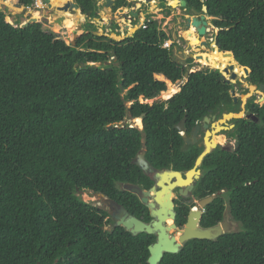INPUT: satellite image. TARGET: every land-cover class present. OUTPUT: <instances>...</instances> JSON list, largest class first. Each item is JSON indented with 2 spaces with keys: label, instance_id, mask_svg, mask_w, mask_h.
Masks as SVG:
<instances>
[{
  "label": "trees",
  "instance_id": "1",
  "mask_svg": "<svg viewBox=\"0 0 264 264\" xmlns=\"http://www.w3.org/2000/svg\"><path fill=\"white\" fill-rule=\"evenodd\" d=\"M16 1L25 9L36 4ZM16 1L0 5L20 11ZM57 1L49 0L47 9L63 18L60 30L72 41L84 19L75 20L74 9L58 15L71 0L59 6ZM74 1L83 16L99 19L97 0ZM178 1L186 2L188 15L207 7L219 29L220 52L232 54L248 72L247 83L264 85V0ZM133 6L117 0L113 13ZM165 9L169 17L171 8ZM31 16L27 23L41 21ZM96 31L89 24L76 46H68L41 23H8L0 10V264H54L70 240L104 237L101 218L81 193L116 198L119 184L145 175L134 164L144 148L158 170H192L203 149L186 145L176 129L184 117L189 134L211 113L221 119L242 112L240 99L235 103L231 96L239 84L223 79L224 66L185 78L199 64H180L163 48L171 36L158 21L148 20L120 42ZM220 52L216 48L204 60L217 66L219 56L227 57ZM185 80L181 90L174 85ZM161 95L168 101L149 103ZM256 101L246 109L258 122L234 120L228 133L238 147L218 148L202 164L203 173L215 178L210 190L225 189L235 218L248 226L251 264L264 262V105ZM127 120L143 129L122 128Z\"/></svg>",
  "mask_w": 264,
  "mask_h": 264
},
{
  "label": "flooded vegetation",
  "instance_id": "2",
  "mask_svg": "<svg viewBox=\"0 0 264 264\" xmlns=\"http://www.w3.org/2000/svg\"><path fill=\"white\" fill-rule=\"evenodd\" d=\"M111 11L116 16L117 12L113 13V7ZM186 15L189 17L190 14L186 12ZM188 34L193 35V31ZM194 38L196 37H191L192 42ZM197 38L208 43L206 48L211 47L213 40L208 42L202 41L203 37ZM193 43L200 46L199 41ZM212 54H199L195 60L201 66L209 65L211 63L204 58L206 55L211 57ZM227 57L219 56L218 65L212 64L213 69H219L221 66L227 69L228 65L231 66L232 63ZM235 66L237 67V64ZM233 84L236 85V82ZM249 85L248 83V89ZM261 86H257L254 94L261 91ZM252 98L254 96L248 99L244 109L240 99L242 111L245 112L244 119L250 115L257 119L256 115L249 114L246 109ZM208 117L211 119L209 129L214 132L212 124L221 119L213 113ZM203 121L189 134L185 130L183 138L193 141V131L199 126L197 143L186 145L198 146L204 152L207 131ZM233 121L226 123V127L222 126L229 128L228 132L223 130L224 134L235 128ZM231 127L234 128L230 129ZM223 131L211 139L220 142L224 136ZM209 139L208 136V141ZM226 140L232 139L227 136ZM233 141L234 145L227 141L229 145L227 148L218 143V148L232 151L238 147L237 139ZM155 169L159 172L175 171ZM198 170L201 172L199 177L194 174L187 176L188 171H180L181 176L143 175L128 183L119 184V195L113 199L102 194L81 193V198L82 194H87L91 198V202H85L83 198L82 200L101 218L104 237L70 240L66 249L61 248L63 258L56 259L54 264H251L252 240L247 236L249 234L247 224L235 218L228 192L225 189L211 191V187L215 185V178L205 175L202 166ZM216 187L214 186V189ZM139 225L143 226V231L139 230Z\"/></svg>",
  "mask_w": 264,
  "mask_h": 264
},
{
  "label": "rangeland",
  "instance_id": "3",
  "mask_svg": "<svg viewBox=\"0 0 264 264\" xmlns=\"http://www.w3.org/2000/svg\"><path fill=\"white\" fill-rule=\"evenodd\" d=\"M39 0H36V4L33 8L31 9H27V14L24 15L22 14V10L17 11L14 8L9 7L6 4H1L0 5V10L2 12H4L7 15V22L10 24L15 25L16 23H19L21 26L26 24L27 21L32 17L31 15L34 16H41V21L40 23L43 26V30L46 33L49 34H53L57 37L58 40H62L66 43V45L68 46H72L74 41H77L76 36H79V38H81L85 33L86 30L88 28L89 24L94 25L97 28L96 33H98V36H106L109 37L113 40L116 41H122L128 37H131L135 34L136 30L142 25V21H144V18H146V20H153L156 18V21H158L161 24L162 29L166 28L167 30L171 27L170 31H168L169 33H171L172 36V40L173 41H177L180 43V45H175L173 52V57L174 59L183 65L187 66V61L192 59L194 61L195 58L197 56L204 54H212L214 52V48L213 45H211L210 48H206V47H200L199 45H196L195 43L192 42L191 37H197L196 35H189V37L186 36V38H183L182 35L183 33H185L184 35H188L189 30H186V19H187V15H186V11L183 10L180 5L178 4V0H173L175 3V5H171L170 4V0H152L151 2H147L148 0H134L131 2L132 5H134L132 7V10H125L124 13L128 18H133V20L135 19L136 23L133 21L132 25L131 24V20L126 19L121 17V14H118V16H115V19H111L110 16V10H108V15L104 12L103 8L105 7V5L107 4V0H99L98 2V6L100 8L99 10V19H92V18H87V16H83L80 17L77 13V11H75L74 13V19H84L82 23L79 24V27L77 29V31L74 33L75 35H73V39L72 41H68L66 36L69 34V32H67L66 30H60L62 25L56 24L55 21L58 20V17H56V11L55 10H50V9H38L37 8V2ZM46 5V4H44ZM170 7L171 8V15L169 17H166V10L165 8ZM164 7V8H163ZM160 9H164L165 11H161ZM133 13H137L142 17V21L139 19V17H135L133 15ZM131 15V17H130ZM135 17V18H134ZM158 19V20H157ZM208 22L210 24V33L207 34V36L203 37L202 41H212L211 44H214L213 42H215V38H216V34H217V29L214 28L213 26V19L212 18H207ZM46 20V21H45ZM99 20V21H98ZM53 21V23L51 22ZM115 22V23H114ZM118 24V26L116 25ZM137 25V26H136ZM111 30L113 32H111ZM119 39V40H118ZM178 46V47H177ZM206 48V49H205ZM100 66V65H98ZM214 66L212 64L209 65H196L194 68L190 69V71L192 72H198V71H202V70H206V69H210V70H216L213 69ZM229 68V65H228ZM235 72L238 75V80L236 81V93L238 94L239 97H241V94L239 93V89H244L247 90L248 89V83L245 81V77H244V73L242 72V75H240V71H237V67L235 68ZM157 79V78H156ZM158 81H161L159 79H157ZM168 81V80H167ZM163 82V81H161ZM186 80L184 82H178L177 84H174L176 87H178L179 89L182 87L183 83H185ZM165 83V82H164ZM235 83V82H233ZM167 86V90H168V84L169 82L165 83ZM171 84V83H170ZM241 84V85H240ZM249 94H253V91H255L254 89H248ZM248 96V95H247ZM253 96H257L256 100H257V104L259 105H263L264 102L261 100L263 99L262 94L258 93V94H253ZM141 102H143L141 100ZM154 101L149 102L151 105ZM142 121V120H141ZM128 125H130L131 128L135 127L138 128L140 130L143 129V126H137L135 124V120L132 121H128ZM227 123L229 124L230 122L227 121ZM221 126H225V124H221ZM228 128V127H227ZM223 131V130H221ZM219 131V132H221ZM218 132V133H219ZM228 132V131H226ZM218 133L214 134V136H216ZM224 136H222L223 138H221V141L218 143H221L223 146H225L226 148L229 147L227 141H230V143H232L234 145V141L233 140H226V137L228 136V134H224V131L222 132ZM210 138V136H209ZM232 145V147H233ZM82 198L85 202H91V198L86 194H82Z\"/></svg>",
  "mask_w": 264,
  "mask_h": 264
},
{
  "label": "water",
  "instance_id": "4",
  "mask_svg": "<svg viewBox=\"0 0 264 264\" xmlns=\"http://www.w3.org/2000/svg\"><path fill=\"white\" fill-rule=\"evenodd\" d=\"M16 1V0H15ZM132 1H134V0H129V3H131ZM152 0H148L147 2H151ZM170 1H172V0H170ZM44 3L47 5V4H49V0H45L44 1ZM114 4H115V0H107V4H106V6L104 7V12L108 15V8H109V10H110V14H111V16H110V18L111 19H115V16L112 14V11H111V8L114 6ZM178 4L180 5V7L181 8H186V6H187V4H186V2L185 1H180V2H178ZM16 6L17 7H19V9H21L22 10V14H24V15H26L27 14V10L25 9V8H23V6L22 5H20L17 1H16ZM79 10L80 11V9H79V7L77 6V4L75 3V1L74 0H71V3L70 4H67V6L66 7H64V8H59L58 10H63V11H68V10ZM126 9L125 8H122V9H120L117 13H116V16H118V14H122V17L123 18H126V19H129V20H131V22H133V19L132 18H128L126 15H125V13H124V11H125ZM80 13H81V11H80ZM207 14H208V9H207V7H204L203 8V11L202 12H198V11H196V10H192V15L193 16H190V17H188L187 18V20H186V29L187 30H192V29H195V35L196 36H199V37H205V36H207V28L208 27H210V24H209V22H208V16H207ZM81 15H82V13H81ZM133 15L134 16H139L137 13H133ZM92 17V13H88V15H87V18H91ZM46 21V20H45ZM36 23H40V22H38L37 20H33V21H29L28 23H26V24H24V25H22V28H27L28 26H30L31 24H36ZM55 23L56 24H59V25H62L63 24V18H58V20L57 21H55ZM215 28V27H214ZM215 29H217V28H215ZM137 31V30H136ZM112 32V31H111ZM136 33V32H135ZM218 33H219V29H217V34H216V37H217V35H218ZM95 35L96 36H98L99 34L98 33H95ZM189 35V34H188ZM76 38H77V40L79 39V36H76ZM194 41H199V44H200V46H203V47H207L208 46V43L207 42H201L197 37L196 38H194L193 39V42ZM214 44H211V45H215L216 46V48L218 49V51L220 52V50H219V48H218V45H217V42L215 41V42H213ZM73 45L72 46H76V41H74L73 43H72ZM220 53H222V52H220ZM222 54H224V55H227V56H229V57H232L233 59H234V57H233V55L232 54H229V53H222ZM234 61H235V59H234ZM236 62V61H235ZM111 63H106V65H110ZM236 64H237V62H236ZM86 65H83V67H85ZM235 68H236V66L235 65H231V66H229V68H227V69H225V70H223V71H221V73H222V75H223V79L224 80H226V82L228 83V84H232L233 82H236L239 78H238V75H237V73L235 72ZM239 68L242 70V72L243 73H245L246 75H248V72L245 70V69H242L240 66H239ZM216 70H218V69H216ZM192 73H195V72H192V71H190V70H188V72L186 73V75H185V78L187 79L189 76H190V74H192ZM165 78V77H164ZM249 88L252 90V89H254V90H257V86H255V85H253V84H250L249 85ZM122 91H124L123 89H122ZM255 93V91H253V94ZM260 94H262V96H264V85H262L261 86V91L259 92ZM163 94V93H162ZM253 94L251 95V94H248V96L247 95H241V97L239 98L238 96H237V93H236V91H232L231 92V96H232V98H233V100H234V102L235 103H237L238 101H239V99H241L242 100V102H243V109H244V105L247 103V101H248V99L249 98H251L252 96H253ZM263 102H264V98L263 99H261ZM165 101H167V100H165V99H163L162 98V95L160 96V97H158L157 99H155L154 100V102H156V103H162V102H165ZM154 102L152 103V104H154ZM245 118V112L244 111H242L241 113H239V114H234V113H230V114H225L224 116H223V119L222 120H220L219 122H217V123H213L212 124V128L214 129V132H212V131H210V125H211V119L209 118V117H206L205 119H204V123H205V130L207 131L206 132V136H205V151L201 154V156L198 158V160H197V162H196V164H195V167L192 169V170H190V171H188L187 172V176H190V175H192L193 176V174H194V176H196V177H199L200 176V174H201V172L198 170L201 166H202V164H203V161H204V159L208 156V155H210L213 151H215L217 148H218V145L216 146V147H213V145H212V147H210V144L211 143H213L214 141H213V139H211V137L212 138H214L213 137V135L219 130V129H221V130H224V131H228L229 130V128H223L222 126H221V124H226L227 123V121H231V120H240V119H244ZM247 119L248 120H253V121H257V119L254 117V116H252V115H250V116H248L247 117ZM186 122H187V117L185 116L184 117V119L180 122V124L176 127V129L178 130V132L179 133H185V127H186ZM128 120L127 121H125L124 123H122L121 125H122V128H125L126 126H128ZM143 126V125H142ZM234 127H231L230 129H233ZM109 130H112L113 129V126H110L109 128H108ZM199 130H200V127L199 126H197L195 129H194V131H193V141H191V140H189V139H187L186 137H184V140H185V142H186V144H188V145H192V144H195V143H197V134H198V132H199ZM220 130V131H221ZM208 136H210V139H209V141H208ZM226 150V149H225ZM134 164L137 166V167H139L140 169H141V171L145 174V175H155V176H163V175H165V174H176V175H180L181 176V173L180 172H176V171H163V172H159V171H157L148 161H147V159H146V149L144 148L142 151H141V153H139V155L136 157V160H135V162H134ZM183 182H186V181H183ZM132 192L133 193H136V191L135 190H132ZM139 230H141V231H143V226L142 225H139Z\"/></svg>",
  "mask_w": 264,
  "mask_h": 264
},
{
  "label": "bare ground",
  "instance_id": "5",
  "mask_svg": "<svg viewBox=\"0 0 264 264\" xmlns=\"http://www.w3.org/2000/svg\"><path fill=\"white\" fill-rule=\"evenodd\" d=\"M69 2V0H58L57 2H56V5H63V4H67ZM45 3L42 1V0H39L38 2H37V8L38 9H45V8H47V6L46 5H44ZM57 13H58V15H60L61 14V11H57ZM77 13H78V15L80 16V17H83L82 15H81V13H80V11L79 10H77ZM119 40V39H118ZM213 47H216L215 45H213ZM196 59V58H195ZM227 60L229 61V62H231L232 63V65H236V63L233 61V58L232 57H227ZM237 71H240V73H242V70L239 68V67H237ZM137 126H141L142 127V124L140 123H138V124H136ZM221 129H219L216 133H218L219 131H220ZM215 133V134H216ZM216 141V140H215ZM218 145V142L216 141V142H214V144H213V147H216ZM210 147H212V146H210ZM250 194V193H249ZM259 197V196H258ZM259 217V216H258ZM258 223V222H257ZM253 225V224H252Z\"/></svg>",
  "mask_w": 264,
  "mask_h": 264
},
{
  "label": "clouds",
  "instance_id": "6",
  "mask_svg": "<svg viewBox=\"0 0 264 264\" xmlns=\"http://www.w3.org/2000/svg\"><path fill=\"white\" fill-rule=\"evenodd\" d=\"M172 1H173V0H172ZM178 2H180V1H178ZM182 9H183V8H182ZM26 10H27V9H26ZM138 15H139V14H138ZM191 15H192V11H191V14L189 15V17H190ZM139 16H140V15H139ZM139 16H135V17H139ZM130 17H131V16H130ZM135 17H134V18H135ZM208 18H209V17H208ZM132 19H133V18H132ZM140 20H141V19H140ZM153 20L156 21L155 19H153ZM133 21L135 22V19H134ZM146 22H147V20H146V18H145L144 21L142 22V25H141V26L144 27L145 24H146ZM132 23H133V22H131L130 25H132ZM160 25H161V24H160ZM141 26H140V27H141ZM140 27H139V28H140ZM139 28H138V29H139ZM161 28H162V27H161ZM138 29H137V31H138ZM208 29H210V27H208L207 30H208ZM162 30H163V29H162ZM137 31H136V32H137ZM187 31H188V30H187ZM191 31H193V35H195V29L189 30V32H191ZM112 32H113V31H112ZM189 32H188V33H189ZM207 34H209V33L207 32ZM170 36H171V35H170ZM131 37H132V36H131ZM171 37H172V36H171ZM170 42H172L173 45H172L171 49H168V50H172V51H173L175 45H180L179 42H177V41H173L172 38H171ZM177 47H178V46H177ZM163 48H164V47H163ZM170 83H171V82H170ZM183 85H184V83H183ZM183 85H182V86H183ZM180 90H181V88H180ZM234 91H235V90H234ZM179 92H180V91H179ZM237 96H238V94H237ZM238 97H239V96H238ZM239 98H240V97H239ZM167 101H168V100H167ZM165 102H166V101H165ZM223 116H224V115H223ZM222 119H223V117L221 118V120H222ZM180 134H181L182 136L184 135V133H180ZM217 149H218V148H217Z\"/></svg>",
  "mask_w": 264,
  "mask_h": 264
},
{
  "label": "crops",
  "instance_id": "7",
  "mask_svg": "<svg viewBox=\"0 0 264 264\" xmlns=\"http://www.w3.org/2000/svg\"><path fill=\"white\" fill-rule=\"evenodd\" d=\"M161 11H165L164 9H160ZM139 19H141V21H142V17L140 16V18ZM145 19V18H144ZM155 20H156V18H155ZM158 20V19H157ZM143 22V21H142ZM170 29H171V27L167 30L166 28H163V31L164 32H166L168 35H171V33H169L168 31H170ZM185 33H183V35H182V37L183 38H185L186 37V35H184ZM172 38V37H171Z\"/></svg>",
  "mask_w": 264,
  "mask_h": 264
},
{
  "label": "built area",
  "instance_id": "8",
  "mask_svg": "<svg viewBox=\"0 0 264 264\" xmlns=\"http://www.w3.org/2000/svg\"><path fill=\"white\" fill-rule=\"evenodd\" d=\"M144 28H145V26H144ZM207 31H208V33H210L211 30L208 29ZM172 45H173L172 42L168 41L165 43L164 48L165 49H171Z\"/></svg>",
  "mask_w": 264,
  "mask_h": 264
}]
</instances>
